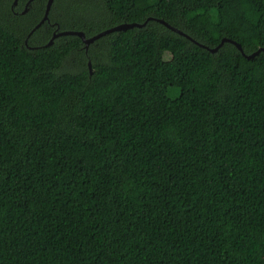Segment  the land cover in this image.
I'll return each instance as SVG.
<instances>
[{
  "label": "trees",
  "instance_id": "obj_1",
  "mask_svg": "<svg viewBox=\"0 0 264 264\" xmlns=\"http://www.w3.org/2000/svg\"><path fill=\"white\" fill-rule=\"evenodd\" d=\"M13 1L0 264H264V0Z\"/></svg>",
  "mask_w": 264,
  "mask_h": 264
},
{
  "label": "water",
  "instance_id": "obj_2",
  "mask_svg": "<svg viewBox=\"0 0 264 264\" xmlns=\"http://www.w3.org/2000/svg\"><path fill=\"white\" fill-rule=\"evenodd\" d=\"M17 1L18 0H14L13 1V6H15L17 4ZM53 1L54 0H47V3H46V6H45V11H44V15L42 17V19L39 21V23L33 28V30L31 31V33L38 29L42 24H44L45 22H48V14H49V11L51 9V6L53 4ZM31 1H28L27 5H29ZM27 11V8L24 9L23 13H25ZM151 20V18H149L148 20H146L145 22L143 23H122V24H119V25H116L112 28H109V29H106L98 34H96L95 36L91 37V38H86L84 33L83 32H80V31H63V32H59V33H54L52 38L50 39V41L46 44V47H49L53 44V41L54 39L58 38V37H62V36H76L78 38L81 39V42L84 44V48L87 50L89 45L92 44L95 40L103 37V36H106L108 34H111V33H115V32H126L127 30H131V29H134V28H137V29H141L143 27L146 26L147 22ZM156 22L160 23L161 25L165 26L167 29L173 31L174 33L176 34H179L181 36H184L186 38H188L189 40H191L192 42L196 43L199 47L201 48H204L205 50L211 52V53H215L216 51H218V49L224 44V43H229V44H232L233 46H235V48L246 58V59H253L255 56H257L260 52H264V49L261 48V49H258L257 51L249 54V55H245L243 53V50L241 48V46L239 44H237L235 41L233 40H230V39H226V38H223L221 40V42L218 44V46H216L215 48L213 49H209L203 45H200L198 44L197 42L193 41L191 38H189L187 35L183 34L181 31L175 29L174 27L170 26L168 23H166L165 21L161 20V19H157ZM30 33V34H31ZM88 69H89V72L91 74V63L88 62Z\"/></svg>",
  "mask_w": 264,
  "mask_h": 264
}]
</instances>
